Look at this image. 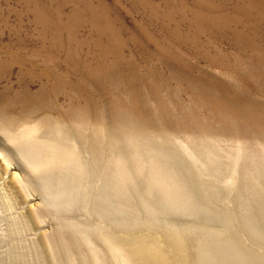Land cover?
<instances>
[{
    "label": "rangeland",
    "instance_id": "1",
    "mask_svg": "<svg viewBox=\"0 0 264 264\" xmlns=\"http://www.w3.org/2000/svg\"><path fill=\"white\" fill-rule=\"evenodd\" d=\"M35 124L77 134L88 161L89 146L106 151L89 162L90 205L77 217L163 242L172 225L194 264L264 262V0H0V264H56L43 241L55 228L50 215L20 217L41 195L31 184L23 197L11 184L14 171L27 174L2 135ZM133 139L167 149L185 173L187 210L143 181L130 189L133 209L99 217L91 200L107 151L130 156ZM3 154L12 157L7 172ZM245 183L256 185L253 195L241 193ZM133 219L151 225L123 231L111 222ZM231 225L232 236L217 234ZM213 236L232 248H203L199 241ZM164 246L183 264L174 245Z\"/></svg>",
    "mask_w": 264,
    "mask_h": 264
},
{
    "label": "bare ground",
    "instance_id": "2",
    "mask_svg": "<svg viewBox=\"0 0 264 264\" xmlns=\"http://www.w3.org/2000/svg\"><path fill=\"white\" fill-rule=\"evenodd\" d=\"M2 132L3 141L11 151H14L18 162L24 168L25 176L27 174L25 179H21V176L18 177L14 171L10 180L11 184L23 194V197L31 195L30 193L33 191L31 184L37 188L34 190L40 192L39 195H41L40 205L34 207L33 204L32 207L34 208L28 213L22 212L20 217L24 218L26 214L30 221L34 219L41 223L45 214H47L46 216L50 215L55 228L43 235V241L49 248L56 264H77L78 261L88 264L91 260L94 264H106L104 262L105 257H110L114 264H174L164 242L174 245L183 264H194L192 262V250L190 253L187 240L181 236V229L172 225L165 227L163 242L149 234L131 238L125 237L124 234L122 236V234L112 233L103 225L99 227L87 219L77 217L76 214L81 210L88 211L87 209H89V206L87 208L84 205L89 197L87 187L90 178L89 162L91 159L93 162L96 161L95 156L99 157V154L101 155L106 151L89 146L88 161L77 143V134H69L65 130L61 131L60 128L42 129L41 126L35 124L25 125L15 131L5 130ZM133 140L134 144L129 146L131 149L130 156L124 154L122 148L118 146H115L112 151H107L109 155L104 160L99 174L97 193L91 200L99 217L105 222L110 218H116L122 212L125 213L129 208L133 209L135 204L133 196H130V189H137L143 181H146L152 189L162 192L167 199L174 203L175 207L183 206L182 209L187 210V207L193 204V200L192 195L187 190L185 177L183 179L185 173H180L181 168L164 156L167 149L146 145L141 143V140ZM11 151L8 150L10 153ZM2 157L7 164L4 166V170L7 172L12 157L8 154H3ZM200 161L202 160L200 159ZM129 163L136 165L134 170L131 167L129 169ZM253 185L254 183H245L242 185L241 193L253 195V187L256 186ZM206 189L207 195L208 190ZM0 190L5 193V186L0 185ZM141 201L150 212L157 211L155 205L152 206L145 199ZM88 205H90V200H88ZM262 210L264 211V208ZM117 220L111 222L114 223L115 228L123 231L131 230V227L134 228L135 225H151L150 222L144 224L140 221H137L136 224V220L133 219V224L129 226ZM23 221L22 229L27 230L29 226L25 220ZM95 224L97 223L95 222ZM230 230L233 231L232 225L227 226L225 231L217 234L219 236L222 234L232 236ZM214 240H218V243L212 244ZM225 240L224 237L221 239L213 236L202 238L199 242L202 243L203 248L231 249V244ZM83 250L87 253H82ZM79 253L80 255L77 256ZM226 264L231 263L227 262Z\"/></svg>",
    "mask_w": 264,
    "mask_h": 264
}]
</instances>
